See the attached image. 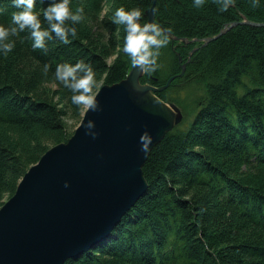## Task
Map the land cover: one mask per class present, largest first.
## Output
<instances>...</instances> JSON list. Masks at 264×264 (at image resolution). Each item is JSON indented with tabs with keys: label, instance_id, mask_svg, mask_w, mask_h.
I'll return each mask as SVG.
<instances>
[{
	"label": "trees",
	"instance_id": "16d2710c",
	"mask_svg": "<svg viewBox=\"0 0 264 264\" xmlns=\"http://www.w3.org/2000/svg\"><path fill=\"white\" fill-rule=\"evenodd\" d=\"M154 1L155 23L173 31L160 67L142 80L166 84L182 58L183 76L158 95L182 106L197 84L196 117L153 147L144 165L148 188L114 230L64 264H264V26L241 24L206 45L173 38L203 39L244 17L263 22L264 0L256 8L235 0L224 12L214 0L200 8L194 0H71L73 12L84 11L69 44L53 34L45 52L33 49L28 30L10 37L14 49L6 57L0 52V185L21 171L19 143L63 127L62 109L42 93L44 83L57 84L61 103L74 105L73 93L55 78L57 65L83 60L95 79L104 73L111 84L124 79L130 58L107 61L116 45L105 40L118 28L114 13L139 8L143 24ZM49 3L36 0L44 28ZM15 11L13 0H0V24L9 25Z\"/></svg>",
	"mask_w": 264,
	"mask_h": 264
},
{
	"label": "water",
	"instance_id": "95a60500",
	"mask_svg": "<svg viewBox=\"0 0 264 264\" xmlns=\"http://www.w3.org/2000/svg\"><path fill=\"white\" fill-rule=\"evenodd\" d=\"M155 2L145 23L155 21ZM239 24L264 21L244 17L203 39L173 38L206 45ZM184 72L160 88L142 83L132 66L124 79L100 88V111L87 109L75 134L47 150L0 209V264H64L114 230L148 188L144 165L151 150L182 121L179 107L156 93ZM89 120L95 139L86 134ZM145 132L147 152L140 142Z\"/></svg>",
	"mask_w": 264,
	"mask_h": 264
},
{
	"label": "clouds",
	"instance_id": "9594fccd",
	"mask_svg": "<svg viewBox=\"0 0 264 264\" xmlns=\"http://www.w3.org/2000/svg\"><path fill=\"white\" fill-rule=\"evenodd\" d=\"M219 5L221 12L227 11L234 6L235 0H214ZM260 0H252V7L259 6ZM205 0H194V6L200 8ZM13 7L18 9L12 13L9 25L0 24V52L5 57L14 49L15 42L10 37H17L21 32L28 30L33 40V49L47 51L46 42L55 38L64 44H69V36L75 38L77 29L75 27L83 19V7L72 11L71 0H51V3L43 11V19L48 27L44 28L40 14L36 11V0H13ZM142 10L133 8L126 10L123 6L116 9L113 23L124 25V53L130 58L133 67L142 74H150L157 70L160 65L158 59L160 50L168 46L171 40L172 28L162 27L158 23H141ZM50 65L44 66V73L47 74ZM96 73L90 64L83 60L75 65L70 63L58 64L55 71V78L63 86L69 89L73 95L71 101L77 107H83L92 112L100 111V104L97 100V93L94 89L97 86ZM86 134L93 139L98 133L94 132V121L89 120L85 125ZM141 151L147 152L151 138L147 132L141 136ZM65 187H69L66 182Z\"/></svg>",
	"mask_w": 264,
	"mask_h": 264
},
{
	"label": "rangeland",
	"instance_id": "374dc122",
	"mask_svg": "<svg viewBox=\"0 0 264 264\" xmlns=\"http://www.w3.org/2000/svg\"><path fill=\"white\" fill-rule=\"evenodd\" d=\"M242 5H243V7L248 8L249 6L252 5V0H245L244 4H242ZM105 14H106V11H104V15ZM155 20H156V15H155ZM235 21H237V20H235ZM232 22H234V21H232ZM239 25H241V24H239ZM110 36L111 35L107 36L105 40L108 41V39L110 38L113 40L114 43L116 42V45L114 46V51L110 52L109 57L107 58L108 63H112L114 60H116L119 57L120 54H125L123 51L124 37H125L124 25H118L116 33L113 34L112 37H110ZM171 47L173 48V50H176V51L178 49L175 45H173V46L171 45ZM162 50H163V48L160 50V52L163 55L164 52ZM179 59L181 62V64H180L181 68L179 67V70H180V72H184V71H186V68L183 69L182 59L181 58H179ZM160 69H162V70H160V72L162 74H164L167 71V68L161 67ZM144 75L145 74H143L141 76V79H140L142 83L152 84L153 86H157L160 88L163 87L164 85H166V84H164V80L161 82L159 80L151 81V82H143L142 78L144 77ZM175 75H177V74H175ZM181 76H183V75H181ZM165 77L170 79V77H172V74L168 73ZM168 80H167V82H168ZM96 81H97V86L94 89V91L97 94H98V92L102 86L112 85L114 83L119 82V81H115L114 83L111 84V81H108V75L106 73L100 74L98 76V78L96 79ZM172 82H173V80H172ZM193 84H194V87L192 88L191 92L187 93L186 97L183 96L184 101L188 102V103L183 104L182 106H178L176 104L179 107L180 114L183 117L182 121L179 124L183 123V124L189 125L194 120V118L196 117V112H195L196 109H195V105L193 104V102H194V98L199 93L196 89L197 84H195V83H193ZM44 87H46V88H44ZM58 87L59 86L57 84H54L52 82H45L44 86L42 88V93H43V91L44 92L46 91L44 93V95H48L49 99L56 104L58 109H62L63 114H62L61 122L63 124V127H62V129H58V130L53 131V132L41 134L37 139H35L31 142H25V143L21 142L18 144V147L21 150L20 154L22 156L21 159H22L23 164L20 168L21 171L19 173H11L5 179V182L0 185V209L4 206L5 202H7L11 197H13L16 194L19 182L22 180L23 175L29 170V168L32 165L37 164L38 161L41 159V157L43 156V154L47 150H49L50 148H52V147H54V146H56L62 142H67L68 139L75 134L76 130L81 125V123L84 119V115H85V112L87 109H85L83 107H77L76 105H72V104H69L67 102L61 103L60 95L54 93V91H56V89H58ZM156 94L158 95V92ZM178 94H180V93H178ZM166 102L173 103V102H169V101H166ZM22 146L24 149H22Z\"/></svg>",
	"mask_w": 264,
	"mask_h": 264
},
{
	"label": "bare ground",
	"instance_id": "6f19581e",
	"mask_svg": "<svg viewBox=\"0 0 264 264\" xmlns=\"http://www.w3.org/2000/svg\"><path fill=\"white\" fill-rule=\"evenodd\" d=\"M156 21V20H155Z\"/></svg>",
	"mask_w": 264,
	"mask_h": 264
}]
</instances>
